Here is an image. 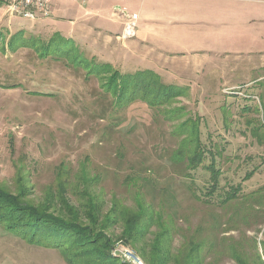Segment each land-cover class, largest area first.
I'll use <instances>...</instances> for the list:
<instances>
[{
  "label": "rangeland",
  "instance_id": "1",
  "mask_svg": "<svg viewBox=\"0 0 264 264\" xmlns=\"http://www.w3.org/2000/svg\"><path fill=\"white\" fill-rule=\"evenodd\" d=\"M113 4L139 13L137 32L152 44L137 46V34L118 38L125 20ZM50 11L29 20L0 1V184L15 193L26 188L28 201L86 223L83 204L92 200L95 219L111 220L113 254L131 264L146 263L120 240V218L139 205L156 215L143 221L137 242L147 250L165 240L175 258L190 233L215 234L257 264L258 252L264 260V0H52ZM18 32L34 43L59 33L87 56L122 71L152 69L186 90L164 105L137 99L116 106L100 77L88 79L84 69L41 57L34 47L11 48ZM194 126L214 154L192 169ZM213 166L219 188L210 194ZM237 186L239 199L225 203ZM248 196L256 198V217L243 223L238 214ZM166 227L170 239L160 238ZM213 257L206 264H238L229 253ZM0 264L69 262L60 250L0 225Z\"/></svg>",
  "mask_w": 264,
  "mask_h": 264
},
{
  "label": "trees",
  "instance_id": "2",
  "mask_svg": "<svg viewBox=\"0 0 264 264\" xmlns=\"http://www.w3.org/2000/svg\"><path fill=\"white\" fill-rule=\"evenodd\" d=\"M30 41L18 32L9 39L8 44L15 50L21 46L34 47L41 57L49 56L55 60L63 61L75 71L84 69L88 79L93 76L100 77L103 80L101 84L111 91L116 106L129 105L137 99L143 100L151 107L164 105L170 103L179 95H183L186 90L182 85L164 82L162 76L152 69H140L134 72L122 71L110 61H101L93 54L87 56L74 44L70 43L69 39L64 36L61 37L59 33H55L47 40L37 37L35 43ZM2 43H4V40L0 33V48L5 45ZM104 76L105 79H103ZM193 129L189 133L190 138L188 139L194 146L196 145L190 152L191 158H188L192 169L203 161V156L207 152H212L211 148L206 149L202 146V140L198 133L199 129L196 126ZM182 159L181 157L179 162ZM211 169L212 183L206 193L214 194L219 188L217 178L219 171L214 166ZM238 189L239 186L233 191L227 192L225 203L239 199ZM24 190H18L15 193L10 188L8 189L0 184V225L10 234L27 240L30 244L60 250L68 259L69 264H131L113 254L112 249L115 242L113 237L106 231L107 224L111 223V220L97 221L95 219L99 211L92 200H88L87 203L83 204L90 209L87 212V217L91 222L86 223L76 214L66 217L67 214L63 212H51L48 205H37L28 201ZM246 199L243 200L248 203L244 205V211L238 215H242V218H240L243 223L249 220L251 223L252 219L256 217L255 214L250 212V210H253L252 204L256 198H249L248 196ZM222 200L224 201V198ZM154 214L155 211L150 206L146 209L144 205H139L138 211L122 217L119 215L121 217L120 222L124 227L120 240L131 245L139 258H142L146 264H168L171 259L173 264H206L205 260L208 254L214 256L213 260L215 259L218 262L222 253L233 255L238 264H257L248 256L249 254L246 251L240 248L241 252H239L235 245H227L226 237L223 238L226 243L223 245L215 237V234L203 239L190 233L188 237L186 236L187 240L182 243L175 258H172L171 247L165 248L163 244L165 240L157 239L158 243L155 242L154 246L152 245V248L148 250L144 245L138 246L137 242L145 236L142 231L143 221L146 220L149 223L156 216ZM213 230L217 229L214 227ZM170 231L168 227L164 228L160 238H169ZM200 231L201 229L197 231V234ZM188 232L190 231L188 230ZM258 263L264 264L263 254L260 252H258ZM207 264H215V262L210 261Z\"/></svg>",
  "mask_w": 264,
  "mask_h": 264
},
{
  "label": "built area",
  "instance_id": "3",
  "mask_svg": "<svg viewBox=\"0 0 264 264\" xmlns=\"http://www.w3.org/2000/svg\"><path fill=\"white\" fill-rule=\"evenodd\" d=\"M8 5L10 12L13 15H21L29 20L39 18H47L51 15L50 7L52 0H0ZM118 10L124 17L125 28L118 38L132 39L138 30L139 13H130L125 7H120ZM117 10V11H118ZM141 262V261H140Z\"/></svg>",
  "mask_w": 264,
  "mask_h": 264
},
{
  "label": "crops",
  "instance_id": "4",
  "mask_svg": "<svg viewBox=\"0 0 264 264\" xmlns=\"http://www.w3.org/2000/svg\"><path fill=\"white\" fill-rule=\"evenodd\" d=\"M112 6H115L114 8L116 10H118V8H119V5L117 6V4H113ZM142 15H144L143 12H142ZM142 15L140 14V18L142 17ZM122 19H123V17H122ZM100 29L102 30V28H100ZM107 32L109 34H111L110 30H107ZM107 37L110 38L108 34H107ZM135 38H136V40H134L135 41L134 43H136L137 46L138 45L143 46V45H147L148 43H150V42L146 41L148 39V37H147V33H145V32L141 33V35H140V32L138 31ZM139 42H141V43H139ZM150 44H152V43H150Z\"/></svg>",
  "mask_w": 264,
  "mask_h": 264
}]
</instances>
